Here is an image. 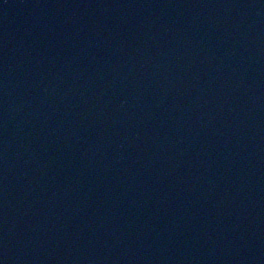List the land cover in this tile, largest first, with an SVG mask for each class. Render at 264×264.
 Here are the masks:
<instances>
[{
  "label": "water",
  "instance_id": "95a60500",
  "mask_svg": "<svg viewBox=\"0 0 264 264\" xmlns=\"http://www.w3.org/2000/svg\"><path fill=\"white\" fill-rule=\"evenodd\" d=\"M0 264H264V0H72Z\"/></svg>",
  "mask_w": 264,
  "mask_h": 264
}]
</instances>
